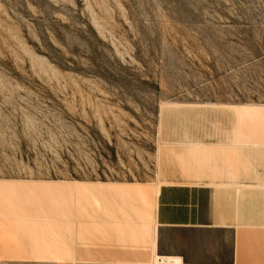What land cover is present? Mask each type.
<instances>
[{
  "label": "rangeland",
  "instance_id": "1",
  "mask_svg": "<svg viewBox=\"0 0 264 264\" xmlns=\"http://www.w3.org/2000/svg\"><path fill=\"white\" fill-rule=\"evenodd\" d=\"M250 173L264 0H0V264H161L159 184Z\"/></svg>",
  "mask_w": 264,
  "mask_h": 264
},
{
  "label": "crops",
  "instance_id": "2",
  "mask_svg": "<svg viewBox=\"0 0 264 264\" xmlns=\"http://www.w3.org/2000/svg\"><path fill=\"white\" fill-rule=\"evenodd\" d=\"M209 180L213 183L159 184L151 205L160 252L154 259L161 264H264V184L258 183L257 173L249 177L257 183L228 186L217 178ZM195 230L201 231L202 252L194 258L177 247L183 232ZM224 230L230 231L231 243L226 256L217 252ZM185 244L194 245L188 240Z\"/></svg>",
  "mask_w": 264,
  "mask_h": 264
}]
</instances>
